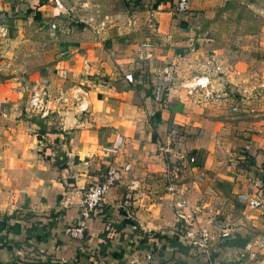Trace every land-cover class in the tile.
<instances>
[{"label":"crops","instance_id":"crops-1","mask_svg":"<svg viewBox=\"0 0 264 264\" xmlns=\"http://www.w3.org/2000/svg\"><path fill=\"white\" fill-rule=\"evenodd\" d=\"M174 3L0 0V21L13 30L0 47V264H228L243 241L240 264H264V210L242 237L208 220L214 202L197 203L210 190L242 207L238 197L253 192V176L237 168L245 153L234 134L245 123L228 117L255 115L264 99L262 16L242 0H188L181 14ZM148 42L155 48L138 53ZM202 76L205 89L182 87ZM33 92L44 118L24 113ZM257 140L243 146L252 170L262 155ZM59 152L61 167L53 165ZM179 165L186 171L176 181L197 206L198 226L221 232L208 260L149 242L148 232L174 226L171 196H157ZM108 166L120 170L121 184L82 238H70L83 189Z\"/></svg>","mask_w":264,"mask_h":264},{"label":"built area","instance_id":"built-area-1","mask_svg":"<svg viewBox=\"0 0 264 264\" xmlns=\"http://www.w3.org/2000/svg\"><path fill=\"white\" fill-rule=\"evenodd\" d=\"M188 0H175L174 13L181 14L187 9ZM53 28V25L50 27ZM3 31V29L1 30ZM169 39V36L166 37ZM155 48L152 43L138 44V53L152 51ZM208 85L206 77H194L191 80L182 84V87L191 93L196 89H205ZM42 96H44L42 94ZM25 114H33L39 118H44L47 115V109L44 107V100L38 94L33 92L28 99L25 109ZM249 151V147L244 148ZM187 162L193 165L196 161L193 156H190ZM122 171H127L128 166H124ZM122 175L120 170L113 167H106L98 171L93 180L83 189L79 202V217L78 222L66 229V234L72 238L80 240L85 222L93 215H100L107 193L122 182ZM253 192L250 194H243L238 197L237 202L242 205L246 212L264 210V185L259 180H253ZM163 195H169L172 199L174 226L171 230L162 233L148 232L149 242L152 245L166 246L170 241H183L189 244L190 248L195 250L203 259L208 260L210 256L209 245L214 241V237L221 234H210L204 228L198 226V217L195 208L188 202L185 196V189L177 184L173 175L166 174L164 180ZM159 199L161 197L158 196ZM109 231L111 229L107 228ZM133 230L136 229L134 226ZM217 231V230H216ZM247 250L237 249L236 255L228 264H240L242 255ZM250 259L254 258V253H248ZM232 262V263H231Z\"/></svg>","mask_w":264,"mask_h":264},{"label":"rangeland","instance_id":"rangeland-1","mask_svg":"<svg viewBox=\"0 0 264 264\" xmlns=\"http://www.w3.org/2000/svg\"><path fill=\"white\" fill-rule=\"evenodd\" d=\"M242 2L244 4H246L255 14H257L258 16H262V17H259L260 22L262 24V26H261V28H262L263 23H264V14L259 13L254 7L250 6L245 0H242ZM173 10H174V6H173ZM11 26H12V24L9 21H7V22H3V21L1 22L0 21V47L7 45V43H8L7 39H10L12 37L13 30H12ZM2 28H3V31H1ZM257 28H255V29H257ZM259 42L263 44L264 43L263 38L261 40H259ZM258 72L259 73L261 72L260 73V81L264 80V78H263L264 72L261 71L260 69L258 70ZM262 84H264V83H262ZM257 87H259V89L261 91L264 90V85H259ZM259 99H260V97H259ZM263 107H264V99H260L256 102L257 111H256L255 115L247 116L245 113H240L241 115H239V116H231L230 115L228 117V120H229V122H231L230 120H232L234 123H245L242 126H240V129H239L240 131H237L234 134V138H236L240 142H242L243 146L245 144L244 142L248 141L252 135L258 137L257 150L259 152L261 151L260 153H262V155L258 154L261 156L259 161H258L259 166L253 167L254 170H252V169H250L251 167H249L248 164H246L244 162V160H248V158H250V157L248 156L249 151H246L245 149H243V146H242V147H239V150L241 152L245 153V155H243L241 157V159H237V161H238V167L237 168H238V170L243 171L247 176H249V174H250L251 176H253V180L257 179L264 185V148L261 149L262 147H260V146H264V131H261L259 129V128L264 127V109H262ZM235 114H238V113H235ZM257 126H259V128ZM178 167L180 170L174 171L175 172V174H174L175 179H177V177H176V176H178L177 174L182 175V173L186 171V168H183L180 165ZM250 172H252V173H250ZM215 183H216V181H215ZM215 183L212 182V186H214ZM203 194H206V195H204L205 198L202 197L199 200L197 199V203L199 204V206L202 205L206 201H211V202L215 203V205H213V203H211V205H213V208H212V212L209 213L208 220L210 222H213V224H215L216 228H218L217 226H219V228H220V226L222 224L228 226L227 224L230 223V225L232 224V226H230V227H232V229H235V231L237 232V234H239V236L246 237V236L252 234L254 228L249 227L250 226L249 221L252 219L253 215L256 214L257 211H252V212L244 211L243 207H240V205L235 203L232 198L228 199L224 203H221V201H219L220 198H217L214 195H212L210 190L207 191L206 193H203ZM158 196L162 197L163 194H160ZM159 200H161V199H158V201ZM192 205L194 208L197 207L195 204H192ZM195 210H196V208H195ZM196 212H197V217L200 216V213L197 210H196ZM214 230H215L214 232H217L216 229H214ZM214 234H216V233H214ZM222 238L223 237H219V240H222ZM129 251L132 252V250H129ZM155 252L159 253V251H155ZM101 262H105V261L101 260Z\"/></svg>","mask_w":264,"mask_h":264},{"label":"trees","instance_id":"trees-1","mask_svg":"<svg viewBox=\"0 0 264 264\" xmlns=\"http://www.w3.org/2000/svg\"><path fill=\"white\" fill-rule=\"evenodd\" d=\"M64 161L65 160H64L63 153H60L59 152L57 154L56 158L53 161V165L54 166L61 167L59 165H61L62 163H64ZM119 229H120L119 226L114 227V231H118ZM244 244H245V241L239 242V243L238 242L235 243V245L237 246L238 249H242L243 246H244ZM168 246L169 247L170 246L171 247H176L177 250L180 251V252H182V253H185L186 249H188V247H190L189 244H187L186 242H183V241H172Z\"/></svg>","mask_w":264,"mask_h":264},{"label":"water","instance_id":"water-1","mask_svg":"<svg viewBox=\"0 0 264 264\" xmlns=\"http://www.w3.org/2000/svg\"><path fill=\"white\" fill-rule=\"evenodd\" d=\"M250 6L254 7L259 13L264 14V0H245Z\"/></svg>","mask_w":264,"mask_h":264}]
</instances>
